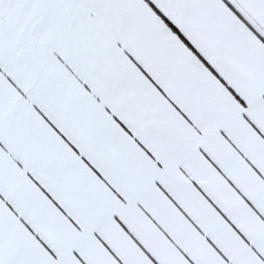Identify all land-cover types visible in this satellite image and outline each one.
I'll list each match as a JSON object with an SVG mask.
<instances>
[{
  "label": "snow or ice",
  "instance_id": "1",
  "mask_svg": "<svg viewBox=\"0 0 264 264\" xmlns=\"http://www.w3.org/2000/svg\"><path fill=\"white\" fill-rule=\"evenodd\" d=\"M0 264H264V0H0Z\"/></svg>",
  "mask_w": 264,
  "mask_h": 264
}]
</instances>
